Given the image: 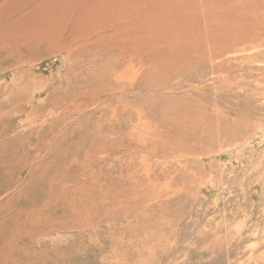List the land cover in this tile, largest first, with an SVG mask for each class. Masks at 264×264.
Returning a JSON list of instances; mask_svg holds the SVG:
<instances>
[{
	"label": "rangeland",
	"instance_id": "374dc122",
	"mask_svg": "<svg viewBox=\"0 0 264 264\" xmlns=\"http://www.w3.org/2000/svg\"><path fill=\"white\" fill-rule=\"evenodd\" d=\"M0 53V264H264V0H0Z\"/></svg>",
	"mask_w": 264,
	"mask_h": 264
},
{
	"label": "bare ground",
	"instance_id": "6f19581e",
	"mask_svg": "<svg viewBox=\"0 0 264 264\" xmlns=\"http://www.w3.org/2000/svg\"><path fill=\"white\" fill-rule=\"evenodd\" d=\"M32 32L31 31H29V30H26L25 31V34H26V36H25V38L27 39V37L29 36V34H31ZM43 46H46V47H49L50 46V38H48L47 40H45L44 42H43ZM2 48V47H1ZM5 52V51H4ZM9 52V51H8ZM1 54V53H0ZM7 55V54H6Z\"/></svg>",
	"mask_w": 264,
	"mask_h": 264
}]
</instances>
